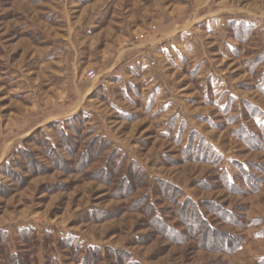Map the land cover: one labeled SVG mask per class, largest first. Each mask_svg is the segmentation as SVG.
Segmentation results:
<instances>
[{
  "label": "rangeland",
  "instance_id": "obj_1",
  "mask_svg": "<svg viewBox=\"0 0 264 264\" xmlns=\"http://www.w3.org/2000/svg\"><path fill=\"white\" fill-rule=\"evenodd\" d=\"M0 264H264V0H0Z\"/></svg>",
  "mask_w": 264,
  "mask_h": 264
},
{
  "label": "trees",
  "instance_id": "obj_2",
  "mask_svg": "<svg viewBox=\"0 0 264 264\" xmlns=\"http://www.w3.org/2000/svg\"><path fill=\"white\" fill-rule=\"evenodd\" d=\"M241 173L247 174L245 168L240 166ZM185 206L184 209L185 210ZM228 219V218H227ZM225 219V221L227 220ZM187 220V219H186ZM184 222L185 225L189 224V232H191L194 237L199 239L202 247L213 250H221L228 253H233L241 247V241L235 239H229L226 236L221 237L216 234V232L210 228L208 222H205L198 214V211H194V218L191 223L188 221ZM239 241V242H238Z\"/></svg>",
  "mask_w": 264,
  "mask_h": 264
},
{
  "label": "built area",
  "instance_id": "obj_3",
  "mask_svg": "<svg viewBox=\"0 0 264 264\" xmlns=\"http://www.w3.org/2000/svg\"><path fill=\"white\" fill-rule=\"evenodd\" d=\"M87 77L90 79V80H94L96 78V73L94 71H90L88 74H87Z\"/></svg>",
  "mask_w": 264,
  "mask_h": 264
}]
</instances>
